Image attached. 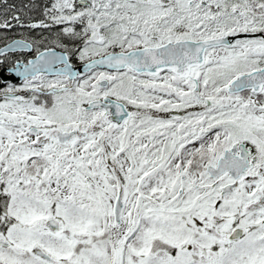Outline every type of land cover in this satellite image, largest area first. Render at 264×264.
<instances>
[{"label":"snow or ice","instance_id":"snow-or-ice-1","mask_svg":"<svg viewBox=\"0 0 264 264\" xmlns=\"http://www.w3.org/2000/svg\"><path fill=\"white\" fill-rule=\"evenodd\" d=\"M0 264H264V0H0Z\"/></svg>","mask_w":264,"mask_h":264}]
</instances>
